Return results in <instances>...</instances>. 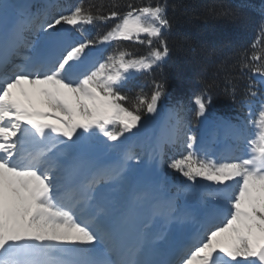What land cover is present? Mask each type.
<instances>
[{"label":"snow or ice","instance_id":"snow-or-ice-1","mask_svg":"<svg viewBox=\"0 0 264 264\" xmlns=\"http://www.w3.org/2000/svg\"><path fill=\"white\" fill-rule=\"evenodd\" d=\"M32 7L29 0H0V19L9 11L19 14L11 29L0 28V264H264V102L255 115L249 107V120L228 125L244 141L245 154L220 160L208 157L195 134L185 133L180 140L176 112V123L161 143L179 144L183 154L167 166L189 181L199 177L220 187L206 193L210 205L193 241L175 259H154L157 242L165 234L134 230L132 222L142 204L152 206L153 222L176 219L171 198L161 201L145 190L121 206L101 200L97 193L101 185L121 182L123 168L95 169L82 183L66 182L64 173L69 168L73 174L81 172L78 154L85 133L98 130L117 141L139 130L142 109L157 113L168 95L165 84L154 81L152 93L138 94L129 108L122 103L129 97L121 91L134 73L151 71L169 56L166 34L173 21L167 0L129 4L126 12L105 14L100 7L94 14L96 6L77 0L70 11L51 19L46 7L35 12ZM208 14L232 15L223 7H211ZM112 19L117 22L98 39L68 44L56 54L55 46L69 38L65 25L82 29ZM37 26L43 33L41 46L32 56L22 57L20 49L32 47L28 34ZM112 41L145 44L148 51L133 56L126 49L117 50L104 62H89L86 49ZM17 58L19 63L14 62ZM261 59L245 50L239 63L241 71L258 73L264 83V66L253 63ZM211 87L204 83V90L194 97L197 117L211 104ZM225 91L235 101V87ZM259 94L250 83L245 94L249 106Z\"/></svg>","mask_w":264,"mask_h":264},{"label":"trees","instance_id":"trees-1","mask_svg":"<svg viewBox=\"0 0 264 264\" xmlns=\"http://www.w3.org/2000/svg\"><path fill=\"white\" fill-rule=\"evenodd\" d=\"M156 2L157 0H83L85 6H96L92 9L94 14L97 7H100L101 14L111 10L123 13L128 10L129 4L139 7L145 3ZM64 3L73 6L77 0H64ZM167 3L168 16L173 21V27L166 34L170 54L159 67L151 71L136 72L127 80L121 91L129 99L122 103L131 108L138 94L150 95L154 90V81L163 82L168 95L161 99L155 114L167 103L175 107L183 119L178 128L182 136L180 140H183L184 134L189 131L190 135L195 134L198 137V141L206 134L215 137L218 134L215 122L225 123L230 119L235 126L241 123V120H249L251 105L246 102L245 94L253 78L250 70L241 71L239 61L241 53L245 50L254 51L256 41L260 40L256 49L261 48V66H264V31L261 30L264 28V0H167ZM113 5L118 7L113 9ZM211 7H215L217 11L221 7L229 9L232 15H209L208 9ZM116 22L112 19L94 23L90 39H98ZM125 49L133 56H139L147 53L148 46L134 41H112L103 46L101 61L104 62L117 50ZM204 83L212 85L208 91L211 104L204 116L197 117L194 97L204 90ZM232 87H235V101L225 91L226 88ZM254 100L259 103L260 94ZM259 104L255 106L258 108ZM155 114H148L142 109L141 124L147 117ZM91 135L98 142L108 140L115 150L120 152V145L113 144L112 140L98 130ZM125 135L120 138H125ZM162 136L155 131L152 137L139 138L128 147L127 153L128 156L142 153L144 158L158 159L165 166L169 187L176 191L172 192L175 195L183 191L181 183L188 179L167 165L172 159L182 155L183 149L179 144H162ZM241 141L240 139L239 145L242 147Z\"/></svg>","mask_w":264,"mask_h":264},{"label":"rangeland","instance_id":"rangeland-1","mask_svg":"<svg viewBox=\"0 0 264 264\" xmlns=\"http://www.w3.org/2000/svg\"><path fill=\"white\" fill-rule=\"evenodd\" d=\"M4 2L9 3L10 1L4 0ZM18 60H20V59L18 58ZM174 115H175L174 108L172 106H167L166 107V114L164 115V122L162 123V126H161L162 127L161 130L163 132L166 133L168 130H170V125L172 124ZM228 144H230V142H228ZM209 145H210V143H209ZM206 182L211 184L212 186L214 185L212 181H207L205 179L202 180V183H206ZM188 189L190 190V196L188 198H186L185 203L182 206V208L177 210L178 212H176V214H175L177 218L172 219V220L182 219V221L185 224V229L189 228L190 227L189 225L191 223L197 222L199 220V218H198L199 205H197V203L201 202V198H203V196H205L203 193V189H201V188H199L197 190V189L193 188L192 186H188ZM135 218L137 220H136L134 227H137L138 229H142V225L146 220L143 219V212H141L140 209H139V212L137 213Z\"/></svg>","mask_w":264,"mask_h":264}]
</instances>
